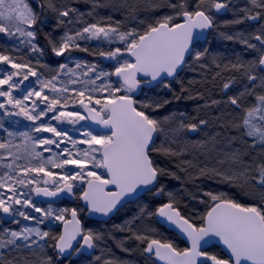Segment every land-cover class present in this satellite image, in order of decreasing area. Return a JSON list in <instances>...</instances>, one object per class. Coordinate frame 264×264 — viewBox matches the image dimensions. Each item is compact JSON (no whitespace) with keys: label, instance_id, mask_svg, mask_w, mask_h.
<instances>
[{"label":"snow or ice","instance_id":"obj_1","mask_svg":"<svg viewBox=\"0 0 264 264\" xmlns=\"http://www.w3.org/2000/svg\"><path fill=\"white\" fill-rule=\"evenodd\" d=\"M90 2L91 9L82 13L66 0H0V34L4 37V43H0V65L6 66L0 67V264H5L7 256H12L7 264H54L53 257L46 254L48 247L54 249L58 260L96 250L105 236L82 225L79 213L84 208L90 215L111 218L144 194L160 197L165 192L159 185V177L175 174L158 167L151 154L182 157L190 147H206L207 141L187 137L204 133L208 120L187 122L184 113L163 119L153 117L150 111L162 105L138 102L132 93L142 85L171 88V80L182 84L181 91H189L183 87L180 74L193 65L207 67L201 63L208 55L207 49L203 52L197 49L216 27L215 17L233 10V0H147L150 8H167L170 13L164 12L150 21L139 20L142 29L126 30H121V21L99 16L97 9L105 6L101 0ZM238 12L243 15L231 23L258 22L264 18V0H248ZM49 16L55 20L51 31L65 29L59 36L44 34L52 55L64 58L55 68L43 62L45 51L36 42L37 28L42 29ZM85 16L95 22L88 23ZM77 24L82 26L76 27ZM226 38L255 53L249 60L237 57L224 66L240 72L252 87L245 85L238 94L228 95L236 83L235 77L229 78L222 86L227 100L213 99L211 105L223 103L243 113L241 116L229 112L232 119L227 125L239 131L242 138H250L252 143L248 147L259 148L261 159L257 162L251 153L242 154L239 149L228 152L217 149L216 136H211V150L222 153L231 162L230 167L221 171L204 163L198 175L219 176L228 184L251 179L264 188V94L255 91L254 83L259 81L264 88V25L252 33H235ZM253 39L256 43L251 42ZM113 44L117 46L110 47ZM77 50L103 57L113 70L98 69L95 63H81L71 55ZM10 53L19 54L20 58ZM40 68L49 69L50 74L45 75ZM219 75L217 72L216 76ZM113 76L115 80L111 79ZM105 92L106 96L97 98V94ZM248 96H253L254 101L244 107ZM189 97L204 98L199 91L189 92ZM70 102L73 106L78 103L86 114L69 110ZM204 106H209L207 101ZM4 117L9 118L7 125ZM13 117H22L30 123L21 125ZM216 119L219 121L221 117ZM80 121H91L107 131H96L92 125ZM65 123L79 127H61ZM166 124L169 127L165 128ZM73 132L79 139L73 137ZM160 133L169 142L158 148ZM232 139L228 138L229 144ZM17 140L20 143H15ZM80 144L88 148L81 150L77 147ZM172 144L181 147L175 149ZM243 155L250 159L245 161ZM178 167L187 172L188 167L196 165L181 159ZM167 195L168 202L157 204L154 210L141 207L138 216L114 225L120 231H131V238L145 244L143 252L147 259L155 258L153 264L157 260L164 264H264V195L260 204L245 206L225 193L206 192L212 206L202 217V226L182 215L175 196L171 192ZM38 197L46 198L41 201L46 207L36 202ZM64 198L82 200L84 208L54 206L56 200ZM151 217L169 229L175 226L186 235L191 247L180 251L171 242L152 238L156 230L144 224V219ZM20 218L33 223L23 224L18 230L3 226L9 221L20 224ZM137 219L141 223L133 228ZM46 221L48 230H42L40 226ZM56 222L63 226L58 235L52 232ZM214 238L224 246L227 258L204 250ZM24 252L33 259L19 255ZM104 264L123 262L113 258Z\"/></svg>","mask_w":264,"mask_h":264},{"label":"trees","instance_id":"obj_2","mask_svg":"<svg viewBox=\"0 0 264 264\" xmlns=\"http://www.w3.org/2000/svg\"><path fill=\"white\" fill-rule=\"evenodd\" d=\"M147 1V0H145ZM66 2L71 3L72 7H75L77 9H81L83 11H89L92 7L90 0H66ZM101 3H103L105 6L102 8L97 9V11L106 9L107 11H115L118 10V8H121L120 15L122 19L127 20L128 22H131L134 19H139V20H145V21H150L155 18H158L161 14L158 13V11L165 9V8H150L146 3L141 2V0H101ZM34 4V3H33ZM125 4V5H123ZM251 21L245 20L244 23L249 24ZM237 26H222L220 24L216 23V27L213 29L211 32L210 39L208 42L211 40V37L217 33V31H223L224 33H233L235 29L238 27H241L239 24H236ZM144 26L141 25L139 29H142ZM226 31V32H225ZM236 31V30H235ZM45 32H48L46 28H37V33L40 37L45 39ZM240 32V30H239ZM46 40V39H45ZM208 42L206 44H208ZM200 45L199 48L197 49L198 51L201 49L200 47L204 46ZM234 47L237 51L238 47V41H234L233 43L226 44V47L224 46V50L228 48V51L231 50V48ZM203 51V50H201ZM234 52L232 54H225L224 51L221 55V58L217 59L216 65H220L219 68L215 66L210 67V63H204L207 65L208 70L206 71H201L198 70V76L192 77L193 83L192 85H189V79L186 78L185 72L183 71L180 74V81L183 82V87L188 89L189 91H181L182 84L178 81H170L171 82V88H164L162 85H158L156 87L152 88H144L142 94L136 98L138 102H144V103H160L162 106L159 107L155 111H150V114L153 117L163 119L166 116L172 115L174 112L175 114L179 115L180 113H184L186 111H192L194 108L202 109L206 113H213L217 110L219 112L222 109V104L220 105H211V102L208 101L210 95L209 91L216 92L219 95H221L220 99L224 100L225 95L222 92L221 93V82L217 81L216 78V73L219 72L220 68H223V66L226 64H229L230 62H234L236 60L237 52ZM221 54V53H220ZM228 76L230 78L235 77L236 81L241 78V73L233 71L231 69H228ZM221 77H223V72H219ZM219 75V76H220ZM215 77V79H213ZM203 85V86H201ZM199 91L203 93L204 98L203 99H192L189 97V92H192L193 94ZM219 100V99H218ZM208 102V107H205V102ZM167 102V103H165ZM139 107V104L137 105ZM226 106V105H225ZM146 111H149L146 109ZM232 111V110H231ZM236 112V110L234 109ZM192 138H197L196 135L190 136ZM218 143H222L221 139H216ZM213 142L211 141V144ZM217 143V144H218ZM158 147V144H156ZM159 154V164L158 167L162 168L165 170V172L168 173H174L175 175H168L167 178L170 179V183L173 184H178V183H187V184H192L196 183L199 187V189L194 190H189L188 192L183 194H180L179 200L176 201V204L180 209L188 214L190 218L196 222V220L200 219L198 217H193V210L192 207L195 208V204H198V195H201L205 192H203L204 189L209 188L207 186L208 184V179H203L201 180V183H199L198 177L202 175H198V169L200 167H203L202 164V157L199 151H194L191 153V156L188 158H181V157H170L168 155L162 154L161 152H158ZM191 160L193 164L196 165L195 168L193 167H188L187 172L182 171L181 167H186V166H181L178 167L180 164V160ZM217 163V162H216ZM210 164V163H209ZM211 166V165H210ZM218 168L217 166H214ZM209 168H213L209 167ZM209 176L211 174H208ZM204 176V175H203ZM162 180H163V175L160 176L159 178V185H162ZM199 183V184H198ZM218 184V183H217ZM194 185V184H192ZM248 185V186H247ZM247 185H238L234 187V192H239L240 194L244 193H250L248 191L254 190L253 192H257L258 188L254 182L247 184ZM211 187V186H210ZM240 189V191H239ZM248 190V191H247ZM247 191V192H246ZM154 193H148L146 196L141 198L139 202H136L135 204H129L126 207H124L119 213L113 217L109 222H96V221H91L86 218V211L84 210L83 212H80L79 215L81 219L84 222V227L87 229L91 225L95 226L94 231H99L104 233L105 235V240L106 244L109 247L108 248V259L111 260L115 258L118 261L123 262V264H153L151 260L146 258L145 253L143 252V249L145 247V244L140 243L136 241L135 239L131 238L132 232L131 231H120L117 228L114 227V225L117 224V220L119 219L120 216H129L131 213H133V210L136 205H141V207H147L148 209L152 210V205L159 203L158 198L153 196ZM162 202H168V198L166 197V194L162 195ZM186 196L188 198H186ZM161 202V201H160ZM144 203V204H141ZM67 205L71 208L74 206L76 207L77 205L81 206V202L79 199H75L74 202H69ZM144 205V206H143ZM140 207V208H141ZM69 217V216H68ZM136 216H133V218ZM133 218H130L131 220ZM141 221L139 219L135 220L134 224L132 227L134 228L136 225H139ZM144 224L149 226L152 229H155V233H152V238H157L161 240H172V237L168 233V231L165 229V227L161 226L159 223L156 222L155 217L145 218L144 219ZM118 225V224H117ZM62 225L56 226V228L52 231L53 234L58 235L61 232ZM99 228V229H98ZM52 241L50 242V244ZM121 245L123 247H121ZM124 249H127L125 251ZM51 254L56 256V253L52 247H50ZM94 257H88V256H82L79 259H64V260H58L56 257V261L54 264H79L82 261L85 260H92ZM95 264H101V262L98 260L94 261Z\"/></svg>","mask_w":264,"mask_h":264},{"label":"rangeland","instance_id":"obj_3","mask_svg":"<svg viewBox=\"0 0 264 264\" xmlns=\"http://www.w3.org/2000/svg\"><path fill=\"white\" fill-rule=\"evenodd\" d=\"M141 2L146 3L147 1L141 0ZM190 2H191V0H190ZM246 4H248V0H233V10L232 11H228L224 15H218V16H216L215 17L216 23L218 24V22H221V21L222 22H225L224 18L229 17V14L231 16H233V18L237 19L238 18V9L243 8ZM123 5H125V4H123ZM32 6L35 8V4H33ZM78 10L80 12H82V13H87L88 12V11H83L81 9H78ZM120 11H121V8H118V10H115V11H112V10L107 11L106 9H102L100 11L98 10V13H99V16H102V17H109L110 16L112 18V21H121L122 22L121 30H126L127 28H130V27H136V28L139 29L141 27V24L138 23L139 19L138 20L137 19H134L131 22H128L127 20L122 19L121 15H120ZM170 11H171L170 9L165 8V9H162V10L158 11V13H160V14L161 13H164V12L170 13ZM85 20H87L88 23L95 22L92 17H88V16H85ZM258 22L251 21L249 23V26H247L246 28H244L241 32L246 33V34L247 33L254 32L256 29H258L260 27L258 25ZM54 24H55L54 18H52L51 16H49V19H48L47 23L42 28L45 27L46 30L48 32H50V34L52 36H59V35H61L65 31V29L63 27H60V28H57L53 32V31H51V29L53 28ZM235 24H239V23H235ZM262 25H264V23ZM81 26L82 25H80V24H77L76 25V27H81ZM34 27H36V26H34ZM226 37L227 36H223L220 33H215L211 37V40L208 43V47L210 45L212 46L213 44H216L215 47H222V43L224 44L225 43V40L227 39ZM36 42L44 49L45 56L43 58V62L48 63L49 66H50V68H55L58 63L64 62V58L63 57L57 58V57H54L52 55L51 49L48 47L47 41L44 38L40 37L38 35V33H37ZM251 42L252 43H256V41L254 39ZM0 43H4L3 34H0ZM229 43L230 42H228L227 44H229ZM92 44H95V42L93 41ZM238 45L240 46V49L239 50L236 51V49L234 47H232L230 51H228V48H227V50L225 49L224 50V53L225 54H227V53L228 54H232V53H234L236 51L237 54L239 55V57L243 58V56L241 54V43L238 42ZM116 46H117L116 44H113L110 47H116ZM120 46L122 47V45H120ZM203 48L204 49H207L206 47H203ZM10 54L17 55V57L20 58V55L19 54H15V53H10ZM71 55L73 57H75L78 61H80L81 63H85V62L86 63H89V64L95 63L97 65L98 69H103L105 71H112L113 70L112 67H111V63L110 62L106 61L103 57H100L98 55H93L90 52H83V51H78L77 50V51H73L71 53ZM27 58L28 59H31V56H28ZM126 58H128V57H126ZM21 62H23V59H21ZM70 66H74V65H70ZM0 67H6V66L5 65H0ZM38 70L44 72L45 75L50 74L49 73V69L40 68ZM198 70H200V67L198 65H193V68H191V69L186 68L185 71H184L185 72V76H187V79H189V80L192 79V77H194V76H197V77L199 76L200 77V75L198 74ZM12 71H15V70H12ZM29 79L30 80H34L35 78L34 77H30ZM111 79L112 80H115V77L113 76V77H111ZM98 83H99V81H98ZM254 83L256 85L255 91L257 93L264 94V88L259 87L260 86V82L259 81H256ZM245 85H247L249 88L252 87V85L251 84H248L247 80L243 76H241V78L239 79V81H236V83H234L232 85L231 89H229L230 90V93L232 92L233 89H235V91H238V93L241 92V91H243ZM106 95H107L106 92L105 93H99V94H97V98H103ZM76 99H78V98H76ZM246 100H248V102H251V101L254 100V97L253 96H248L246 98ZM85 101H87V100H85ZM247 106H249V105L248 104H245L244 105V107H247ZM97 107H99V106H97ZM73 109L74 110H79V111L82 112V114H85L84 111H83V109L79 106L78 103L73 106L71 104V102H70L69 110H73ZM234 109L236 110V112H240V110L234 108V106L227 105L225 107H222V109L220 111V116H222V113H223V116H224L225 120L226 119L227 120H231L232 119V116H229L228 113L234 111ZM240 115H241V113H240ZM3 119L5 120L6 125H7V121L9 120V118L4 117ZM11 119H19L21 121V125L26 124V123H30L28 121H25L22 117H13ZM52 123L55 124L56 122L55 121H52ZM80 124H89V125H91L89 121H80ZM61 127H63V128L79 127V124L73 126V125H68V124L65 123V124L61 125ZM164 127L167 128V127H169V125L166 124V125H164ZM71 134L73 135L74 138L79 139V137L76 136V133L73 132ZM231 134H232L231 137H227V138H234V139L231 140L232 143L229 144L228 139H227L224 144L223 143H220V142L218 144H216V148L217 149H223L224 152H226V148L227 147L230 148V149H232V150L239 149L242 154H244V153H251L252 156H254V155L259 156V153H260V149L259 148H256L255 150H253L250 147H248V145H250L252 143V140L250 138H247V137H243L242 138L241 137V133L239 131H236L235 133H231ZM41 135H43V136H50L51 134H49V133H43ZM196 136H197V138L198 137L199 138L200 137L203 138V135L201 133L198 134V135H196ZM205 141H207V143H209L211 145V148H212V144H211V141L209 140V138H205ZM168 142L169 141L166 140L165 135L163 133H160L159 136H158V139H157L158 148L161 147L162 144H164L165 146H167ZM245 142H247V143H245ZM15 143H20V141L17 140V141H15ZM171 146L173 148H175V149H178L179 147H181V145H177V144H172ZM61 147H63V145ZM69 147H71V146L69 145ZM77 147L79 149H81V150H84V149H87L88 148V145H86V144H80V145H77ZM201 149H204V152H200L201 157L203 158L202 159L203 166H204V163H207L208 164V167L217 166L221 171H225V170H228L229 169L231 162L229 160H227V158H225L222 153H218L216 151L210 150L209 148L208 149L201 148ZM0 151H2V150H0ZM44 155L45 156H48L50 154L49 153H44ZM151 155H152V158L154 160V163L156 165L159 164V157H158L159 154H158V152H153ZM243 159L245 161H248L250 159V157L248 155H243ZM260 159H261V157H260ZM219 160H223L224 163L223 164L219 163L218 162ZM259 160H258V162H259ZM21 163H22V161H21ZM52 170L53 171H56V172L61 171L59 169H52ZM240 170H243V168L241 167ZM98 171L103 172V169H100ZM166 173H168V172H166ZM253 174L255 175V172H253ZM167 176H168L167 174H164L163 175L162 186L164 187V192H165L166 197L168 199H169V197H168L167 193H169V192H171L175 196V200L177 201V200H179L178 198H179L180 194H183V192L186 193L189 190H193V188H194V190H195V188L196 189H199V187H197L198 185L196 183H192L194 185L187 184L185 182L178 183V184L170 183V179H168ZM202 177H203L204 180L205 179H208L207 186H209V188L204 189L203 192H209L210 191L212 193H230V192H234V187L236 186V184H237V186L238 185H247V184H250V183L253 182V180L249 179V181L246 182V183L236 182L234 184H228L226 182H222V180H221V178L219 176H215V175H210V176L209 175H204L203 176L202 175V176H199L198 177V179H200L199 180V183H201V180L203 181V179H201ZM0 191H2V190H0ZM239 191H240V189H239ZM253 191L254 190H250L248 192H253ZM77 195H79V193H77ZM69 202L70 201L63 200V201H60V202L55 203L54 206L55 207H64V208H69L70 209V207L67 205V203H69ZM37 203L40 204V206H42V207H46L47 206L46 203H41V202H37ZM132 204H135V203H132ZM141 204H144V203H141ZM140 207H141L140 204L135 206V208L133 210V216H138V214L140 212ZM75 208H83V207H82V205L81 206L77 205ZM35 215L39 216V213H36ZM133 216H123L122 215L117 220V224L118 225H122V224L125 223V221L131 220L130 218H133ZM32 223L33 222L24 221L22 218H20V224H14V223H11L9 221V222H6L3 226L18 230L21 227V225H23V224H32ZM58 225H62V224H60L59 222H56L55 228ZM40 227L42 228V230H48V222L46 221L45 224L44 225H41ZM89 228L95 230L94 228H96V227L93 226V225H91ZM50 242L51 241H49V243ZM108 248L109 247L107 246L106 240L104 238V240L99 243V245H98V251H97L98 253H95L94 254V257L92 258V260L91 261L90 260H85V261H82L79 264H95L94 261H97L98 262V260L96 259L97 256L100 257L99 261L101 262V264H104V262L109 258L108 257V254H107ZM45 251H46V254L47 255H51L53 257V261L55 263L56 256H54V255L51 254L50 247H48ZM12 255L14 256V255H17V254H12ZM19 255L26 256L30 260L33 259V257L31 256V254H29L27 252L20 253ZM10 259H12V256H7L6 259H5V264H7V261L10 260Z\"/></svg>","mask_w":264,"mask_h":264},{"label":"bare ground","instance_id":"obj_4","mask_svg":"<svg viewBox=\"0 0 264 264\" xmlns=\"http://www.w3.org/2000/svg\"><path fill=\"white\" fill-rule=\"evenodd\" d=\"M226 13L227 12H225L224 14H226ZM242 15H243L242 13H239L238 12V16H242ZM224 20H225V22H222L221 21V22H218V24H220L222 26H230V25L231 26H237L235 23H231V21L235 20V18H233V16H231L230 14H229V17L224 18ZM255 22H257V21H255ZM263 23H264V18H262L258 22V25L260 26ZM239 25L241 27H238L237 29H235L236 31L234 30L233 33H224L223 31H220V30L217 31V33H220L223 36H228V35H232V34H235V33H240L244 28H246L247 26H249V24L244 23V22L243 23H239ZM239 30H240V32H239ZM210 36H211V34H210ZM210 36H209L208 40L210 39ZM234 41H236V40L226 39L225 40V43L224 44L222 43V47H215L216 44H213L212 46L210 45L209 47H208V44H205L204 46L200 47L201 49L199 51H201V50L204 51L205 49L203 47H206V48L208 47L207 48L208 55L202 59L201 63H203V64L204 63H210V67L211 66H215L217 59L221 58V55H222V53L224 51V45L226 46V44L228 42L233 43ZM200 45H203V43H200ZM239 49H240V46L238 45L237 50H239ZM203 51H201V52H203ZM241 54L243 56L242 59H244V60H249V59H251L255 55V53L252 52L251 50H246L245 47H244V45H242V44H241ZM236 55L239 56L238 54H236ZM213 57H215V60H213ZM224 66H223V68H220L219 69V72H223V77H221V75H220V76H218L216 78V80L218 82L219 81L221 82V86H220L221 93H222L223 83L227 82L228 79L230 78L228 76V72L229 71ZM200 70L201 71H206V70H208V67L203 68V69L200 68ZM186 78H187V76H186ZM237 81H239V79ZM233 94H238V91H235V89H233L231 93H230V90L228 91V95H233ZM209 95H210V97L208 99L209 102H211V100H213V99L222 100V99H220L221 95H219V97H218V94L216 92L209 91ZM225 98H226L225 100H227V96ZM243 103H244V105L245 104H248V100H245ZM222 107H225V104H222ZM231 113H233V114H235V113H241V116L243 115L242 112L232 111ZM173 114H175V112ZM184 115L187 118V122H198L199 119H206V120L209 121V124H208L207 128L205 129V132L204 133H201L203 135V138H201V137L200 138L199 137L198 138H192L190 136L187 137L190 140H201V141H205V138H209L211 136H216V139H221L222 140V143L224 144L225 141L228 139L227 137H231V135H232L231 133H235L237 131L236 129H234V128H232V127H230V126L227 125V121L228 120L227 119L225 120V118H224L223 115L220 116L219 110H217V111H215L213 113H206L202 109L194 108L192 111H186V112H184ZM177 116H179V115H177ZM218 116L221 117V120H219V121L216 119V117H218ZM221 124H224V126L222 127ZM217 134H219V135H217ZM181 135L183 136V133ZM208 148L210 150L212 149L211 148V145L209 143L206 144L205 149H208ZM195 150L196 151L198 150L199 152H204V149H201L199 147H194V148L193 147H190L189 150L181 158H188L189 156H191V153L194 152ZM227 151H232V149H230V148L227 147L226 148V152ZM254 156L257 158V162H258V160L260 159V157L257 156V155H254ZM237 198L238 199H241L239 197H237ZM129 216H133V213H131ZM97 251H98V248L96 250V253H98Z\"/></svg>","mask_w":264,"mask_h":264},{"label":"flooded vegetation","instance_id":"obj_5","mask_svg":"<svg viewBox=\"0 0 264 264\" xmlns=\"http://www.w3.org/2000/svg\"><path fill=\"white\" fill-rule=\"evenodd\" d=\"M255 22V21H254ZM208 41L204 42L203 44H206ZM173 82V81H172ZM260 87V86H259ZM255 184L256 182L253 181ZM258 190L257 192H250V193H237V192H230V193H225L227 195L228 198L233 199L235 202H238L242 205L245 206H250V205H258L261 203V196L264 195V188H260L257 184H256ZM206 193V192H205ZM205 193L198 195V204L194 203L196 206L195 208L192 207L193 210V217H198L200 219L196 220V222H194L190 216L188 214H186L185 212H183L180 207H178V205L176 204V206L180 209L181 214L184 215L185 217L189 218L191 222H194L197 226H202L203 225V220L202 217L206 216L207 212L210 210L211 206H212V202L210 201L209 197L207 195H205ZM148 194V193H147ZM146 194V195H147ZM144 195V196H146ZM143 196V197H144ZM154 197L158 198V202L161 203L163 201L162 197H157L155 194H153ZM142 197V198H143ZM237 197L241 198L238 199ZM186 198H188L186 196ZM141 199V198H140ZM139 199V200H140ZM139 200H137L136 202H139ZM142 200V199H141ZM161 201V202H160ZM135 202V203H136ZM157 203V204H159ZM132 204V203H130ZM157 204H153L152 205V210H154L155 206ZM129 205V204H128ZM127 206V205H126ZM125 206V207H126ZM161 225V224H160ZM162 226V225H161ZM164 227V226H163ZM165 229L168 231V233L170 234V236L172 237V240H162L163 242H171L173 243V245L180 251L184 250L185 248H190L191 245L184 239L181 237L180 234H178L177 232L173 231V230H169L167 227H165ZM146 246V245H145ZM206 251H208L211 254H217L218 256H222L224 258H227V253L224 251V247L220 244L217 243H213L211 245H209L206 249H204ZM146 255V254H145ZM153 260H155V258H153ZM153 260L152 263H153ZM155 264H158L157 261H155Z\"/></svg>","mask_w":264,"mask_h":264},{"label":"water","instance_id":"obj_6","mask_svg":"<svg viewBox=\"0 0 264 264\" xmlns=\"http://www.w3.org/2000/svg\"><path fill=\"white\" fill-rule=\"evenodd\" d=\"M30 1H31V0H30ZM212 31H213V30H211V31L207 34L206 39L203 40V41H201L200 43H204V42H206V41L208 40V38H209V36H210V34H211ZM115 79H116V77H115ZM171 81H175V80H171ZM156 86H158V85L153 84V86H151V87L146 86V85H142L141 89H138L137 92L132 93L133 98L136 99L137 97H139V96L142 94L144 88H152V87H156ZM85 103H87V101H85ZM83 111H84V110H83ZM85 114H86V113H85ZM89 122H90V124L92 125V127H93L94 130H96V131H101V132H106V131H107L106 129H102L100 126L93 124L91 121H89ZM159 178H160V177H159ZM109 187H111V186H109ZM144 195H146V194H144ZM144 195H142L141 198H142ZM35 200H36L37 202H41V201H45L46 198L38 197V198H35ZM63 200H67V201H70V202H74V201H75V199H67V198H64V199L56 200V203H57V202H60V201H63ZM80 202H81L82 207L84 208V201L80 200ZM127 205H128V204H127ZM125 206H126V205H125ZM125 206H124V207H125ZM124 207H123V208H124ZM123 208H121L120 211H121ZM84 210L86 211V218H87L88 220L96 221V222H109L113 217H115V216L119 213V212L116 213V214H115L114 216H112L111 218H104V217H101V216L96 215V214H91V215H90V214L87 212V209H86V208H84ZM68 218L70 219V215H69ZM79 218H80V220H81V222H82V225L84 226V222H83V220L81 219L80 215H79ZM168 229H169V228H168ZM62 230H63V226H62V228H61V231H62ZM169 230H173V231L177 232L178 234H180L181 237L184 238V239H185V240L191 245V242L187 240L186 235H184L183 233H181V232L179 231V229L175 228V226H173V227H172L171 229H169ZM213 243H217V244L222 245L221 243H218V242L216 241V238H214L212 241H210L209 245H211V244H213ZM209 245H207L204 249H206ZM222 246H223V245H222ZM223 247H224V246H223ZM96 250H97V249H96ZM96 250H89L88 252L81 253V254L78 255V256L74 254L72 257H69V258H66V259H70V258H72V259H75V260H76V259H79V258L82 257V256H88V257H91V256H93V255L96 253ZM157 263H158V264H164V261H158V260H157Z\"/></svg>","mask_w":264,"mask_h":264}]
</instances>
